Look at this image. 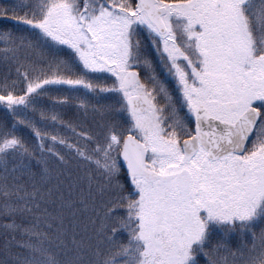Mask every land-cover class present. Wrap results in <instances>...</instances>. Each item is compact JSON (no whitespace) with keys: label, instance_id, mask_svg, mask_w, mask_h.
I'll use <instances>...</instances> for the list:
<instances>
[{"label":"snow or ice","instance_id":"6c2138e0","mask_svg":"<svg viewBox=\"0 0 264 264\" xmlns=\"http://www.w3.org/2000/svg\"><path fill=\"white\" fill-rule=\"evenodd\" d=\"M0 264H264V0H0Z\"/></svg>","mask_w":264,"mask_h":264}]
</instances>
